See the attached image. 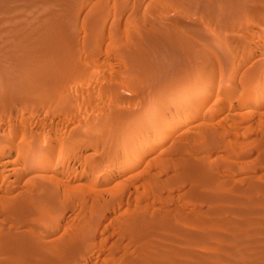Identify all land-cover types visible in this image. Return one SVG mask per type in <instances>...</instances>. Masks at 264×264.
Segmentation results:
<instances>
[{
    "label": "rangeland",
    "instance_id": "obj_1",
    "mask_svg": "<svg viewBox=\"0 0 264 264\" xmlns=\"http://www.w3.org/2000/svg\"><path fill=\"white\" fill-rule=\"evenodd\" d=\"M5 4L0 264H264V0Z\"/></svg>",
    "mask_w": 264,
    "mask_h": 264
},
{
    "label": "bare ground",
    "instance_id": "obj_2",
    "mask_svg": "<svg viewBox=\"0 0 264 264\" xmlns=\"http://www.w3.org/2000/svg\"><path fill=\"white\" fill-rule=\"evenodd\" d=\"M5 1L6 0H0V9H5L4 8V6H6V4H5ZM47 2V1H46ZM18 3V2H17ZM201 3V2H200ZM36 4V3H35ZM175 4V3H174ZM26 5V4H25ZM32 9V8H31ZM38 9V8H37ZM7 10V9H6ZM246 12V11H245ZM52 21V20H51ZM8 24V23H7ZM13 26V25H12ZM24 27V26H23ZM162 34V33H161ZM12 35V34H11ZM224 36V35H223ZM171 41V40H170ZM175 45V44H174ZM69 54V53H68ZM70 55V54H69ZM68 55V56H69ZM72 55V54H71ZM66 56V55H65ZM67 57V56H66ZM7 58V57H6ZM41 58V57H40ZM181 62V61H180ZM179 62V64H181ZM186 62V61H185ZM184 63V62H183ZM7 65V64H6ZM186 65V64H185ZM154 103V102H153ZM34 151L32 152L33 154V156L35 157V156H37V155H41L43 152H44V150L43 149H41V148H39V147H37V148H35V149H33ZM30 155V154H29ZM212 220V219H211ZM235 231V230H234ZM215 235H217V234H215ZM129 262V261H128ZM115 263V262H114ZM130 263H131V261H130ZM129 263V264H130ZM71 264V263H70Z\"/></svg>",
    "mask_w": 264,
    "mask_h": 264
}]
</instances>
